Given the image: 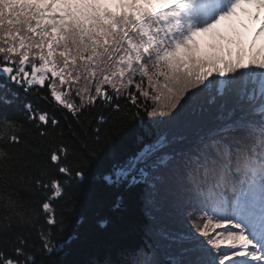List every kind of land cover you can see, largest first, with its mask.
<instances>
[{
	"label": "snow or ice",
	"instance_id": "1",
	"mask_svg": "<svg viewBox=\"0 0 264 264\" xmlns=\"http://www.w3.org/2000/svg\"><path fill=\"white\" fill-rule=\"evenodd\" d=\"M251 4L0 0V264H58L59 201L117 137L134 147L103 180L148 223L101 264H264V21L246 54L198 40ZM13 144L30 203L8 191Z\"/></svg>",
	"mask_w": 264,
	"mask_h": 264
},
{
	"label": "trees",
	"instance_id": "2",
	"mask_svg": "<svg viewBox=\"0 0 264 264\" xmlns=\"http://www.w3.org/2000/svg\"><path fill=\"white\" fill-rule=\"evenodd\" d=\"M223 48L231 51L233 56L237 52L245 53L242 47L228 45ZM8 111L10 115L22 118L15 109ZM68 131L65 129L66 134ZM113 144L115 147L111 151L101 152L100 158L87 170L86 181L74 184L68 189L64 200L59 201L57 211L62 213L60 219L64 231L57 232V236L65 243L58 254L49 258L51 261L58 264H101L114 261L124 249L138 245L145 239L148 221L144 216L142 200L124 189L106 185L103 180L111 163L134 147L128 137H117ZM3 147L12 158L11 171L16 173L8 191L13 193L15 199L30 203L29 189L32 186L27 181L31 169L26 167L24 148L16 144ZM4 171V166L0 164V193L4 190ZM118 196L123 197L119 208L114 204ZM3 215L4 209L0 203V218Z\"/></svg>",
	"mask_w": 264,
	"mask_h": 264
},
{
	"label": "rangeland",
	"instance_id": "3",
	"mask_svg": "<svg viewBox=\"0 0 264 264\" xmlns=\"http://www.w3.org/2000/svg\"><path fill=\"white\" fill-rule=\"evenodd\" d=\"M259 11L260 19H255L254 14ZM239 15L230 19L221 21L215 30L206 34H200L198 40L201 49L204 51L210 50L213 45L242 47L245 49V54L250 46V41L254 30L259 26L261 21H264V10L258 7H250L242 5L238 9ZM242 36V42L240 37ZM162 227L166 226L162 222Z\"/></svg>",
	"mask_w": 264,
	"mask_h": 264
},
{
	"label": "bare ground",
	"instance_id": "4",
	"mask_svg": "<svg viewBox=\"0 0 264 264\" xmlns=\"http://www.w3.org/2000/svg\"><path fill=\"white\" fill-rule=\"evenodd\" d=\"M248 6H250V7H258V6L254 5V4H251V5H248Z\"/></svg>",
	"mask_w": 264,
	"mask_h": 264
}]
</instances>
